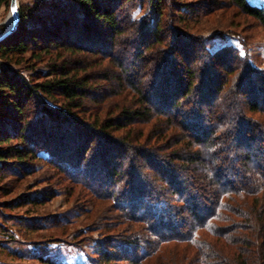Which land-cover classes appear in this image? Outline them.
<instances>
[{
  "label": "trees",
  "instance_id": "16d2710c",
  "mask_svg": "<svg viewBox=\"0 0 264 264\" xmlns=\"http://www.w3.org/2000/svg\"><path fill=\"white\" fill-rule=\"evenodd\" d=\"M227 1L264 29L263 8ZM207 5L41 0L0 39V176L43 161L82 188L91 264H264V69L187 32Z\"/></svg>",
  "mask_w": 264,
  "mask_h": 264
},
{
  "label": "rangeland",
  "instance_id": "374dc122",
  "mask_svg": "<svg viewBox=\"0 0 264 264\" xmlns=\"http://www.w3.org/2000/svg\"><path fill=\"white\" fill-rule=\"evenodd\" d=\"M41 0H17L18 6L32 5ZM185 3L197 0H182ZM208 2L207 19L200 18L188 24L187 32L199 31L206 38L205 44L212 53L222 47H232L257 70L264 69V29L251 18L245 17L227 0H199ZM251 5L264 9V0H247ZM139 13L138 15L134 14ZM140 9L133 18L143 16ZM9 7L0 9V26L6 29ZM177 22V21H176ZM175 27L184 30L177 22ZM168 30V27L165 29ZM184 30V31H186ZM3 31L0 29V34ZM137 43V42H136ZM134 43V45L136 44ZM49 68L40 63L34 71L24 74L37 76ZM47 158V153H42ZM30 176L4 174L0 176V264H91L98 239L97 226H90L87 212L92 206L81 203L76 193L70 195V183L60 181L62 175L45 162H37ZM47 197L40 205L22 203L24 198ZM12 203L11 207L5 206ZM22 203L21 207H18ZM112 212L107 213L110 215ZM114 214V213H112ZM67 220L63 231L53 228L55 218ZM90 232V233H89ZM60 234V235H59ZM58 235L59 239H52Z\"/></svg>",
  "mask_w": 264,
  "mask_h": 264
},
{
  "label": "water",
  "instance_id": "95a60500",
  "mask_svg": "<svg viewBox=\"0 0 264 264\" xmlns=\"http://www.w3.org/2000/svg\"><path fill=\"white\" fill-rule=\"evenodd\" d=\"M16 9L15 13L13 9ZM19 6L17 0H10L9 10H10V24H6V29L0 34V39L4 38L10 34L17 26L19 21Z\"/></svg>",
  "mask_w": 264,
  "mask_h": 264
},
{
  "label": "bare ground",
  "instance_id": "6f19581e",
  "mask_svg": "<svg viewBox=\"0 0 264 264\" xmlns=\"http://www.w3.org/2000/svg\"><path fill=\"white\" fill-rule=\"evenodd\" d=\"M7 24H10V17L7 18Z\"/></svg>",
  "mask_w": 264,
  "mask_h": 264
},
{
  "label": "snow or ice",
  "instance_id": "6c2138e0",
  "mask_svg": "<svg viewBox=\"0 0 264 264\" xmlns=\"http://www.w3.org/2000/svg\"><path fill=\"white\" fill-rule=\"evenodd\" d=\"M15 11H16V9L14 8L13 9V12L15 13ZM139 13H136V14H134V18H135V15H138Z\"/></svg>",
  "mask_w": 264,
  "mask_h": 264
}]
</instances>
